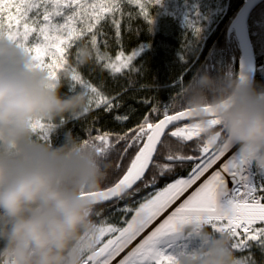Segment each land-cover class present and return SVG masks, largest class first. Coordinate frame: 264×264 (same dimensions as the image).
Returning a JSON list of instances; mask_svg holds the SVG:
<instances>
[{
  "label": "snow or ice",
  "instance_id": "6c2138e0",
  "mask_svg": "<svg viewBox=\"0 0 264 264\" xmlns=\"http://www.w3.org/2000/svg\"><path fill=\"white\" fill-rule=\"evenodd\" d=\"M159 3L160 0H0V39L6 38L20 48L31 66L45 71L61 94L85 92L88 97L82 111L58 121L45 119L34 124L33 133L40 142L52 144L53 135L67 123L94 109H103L116 123L127 124L130 116L118 111L127 88L121 86L119 91L106 93L103 82H92L81 68L98 67L108 72L113 81L136 74L134 60L138 51L126 54L121 48L113 57L103 29L109 25L119 45L122 21L139 16L150 23L149 5ZM126 6L139 11H126ZM183 92L181 88L174 97L178 106L153 105L132 127L120 131L96 128L95 135L88 129L86 138H76L90 146L102 162L115 155V168L122 172L114 180L106 177L100 189L92 193L94 216L101 219L96 221L97 233L92 237L97 240L96 247L84 257L83 264H180V257L198 246L191 233L186 239L177 236L188 223L228 235L239 264H258L251 252L254 246L264 254V169L257 168L240 147L226 155L234 144L221 130L210 105L205 106L209 125L217 131L214 139L207 138L183 104ZM140 102L151 101L145 98ZM65 134L71 137L70 130L63 133L64 137ZM189 144L192 147L186 152ZM124 161H128L127 165ZM185 163L190 165L185 177L135 201L142 191L139 184L144 189H155L158 177ZM149 169L153 170L150 178ZM130 199L135 201L133 206L128 204ZM105 204L110 208L107 216ZM113 213L120 214L124 226L110 222ZM128 214H132L130 220ZM150 225L152 228L141 237Z\"/></svg>",
  "mask_w": 264,
  "mask_h": 264
},
{
  "label": "clouds",
  "instance_id": "9594fccd",
  "mask_svg": "<svg viewBox=\"0 0 264 264\" xmlns=\"http://www.w3.org/2000/svg\"><path fill=\"white\" fill-rule=\"evenodd\" d=\"M87 104L85 92L61 94L20 48L0 39V264H83L94 251L92 193L102 186L110 164L68 134L62 143L49 145L33 133L39 120L63 119ZM211 111L225 136L264 169V90L230 79ZM193 117L214 139L217 130L203 106ZM181 229L198 246L181 256L180 264H239L228 235L196 223Z\"/></svg>",
  "mask_w": 264,
  "mask_h": 264
},
{
  "label": "trees",
  "instance_id": "16d2710c",
  "mask_svg": "<svg viewBox=\"0 0 264 264\" xmlns=\"http://www.w3.org/2000/svg\"><path fill=\"white\" fill-rule=\"evenodd\" d=\"M245 1L178 0L175 4L172 0H160L159 4L149 5L150 23L139 16L122 21L119 45L114 30L105 25L103 31L107 33L110 55L115 57L121 48L126 54L132 50L138 51L134 60L137 73L113 81L108 72H102L98 67H82L81 72L96 84L103 82L106 93L119 91L121 86L126 87L127 91L121 98L122 107L118 111L128 114L130 120L126 125H121L103 109H94L81 119L67 123L60 133L54 134L53 144L62 143L65 139L63 133L69 130L73 138H86L88 129H92L95 135L96 128L120 131L132 127L153 105L178 106L179 101L174 97L181 88H184L183 104L190 110L199 106L205 108L206 105L212 107L227 81L239 78L241 52L234 34L228 35V29ZM129 10L134 13L139 11L134 6H126V11ZM247 26L256 64L252 86L264 90V2L251 13ZM100 39L103 49V37ZM75 51L73 47L72 59L75 58ZM145 98L151 102L141 103ZM191 147L189 144L185 151L188 152ZM107 162L110 164L108 179L114 180L122 175L115 168L118 162L115 155ZM123 163L127 165L128 161ZM189 170V164H177L172 173L157 178L155 189H144L139 184L142 191L135 201L141 200L149 192L164 188L177 178L185 177ZM152 174L153 170L149 169L147 176L150 178ZM135 201L128 200L129 206H133ZM103 210L107 216L109 205H103ZM131 216L128 214L127 219L130 220ZM93 219L97 221L101 217L94 216ZM110 222L124 226L119 213H113ZM251 252L258 264L264 261V254L259 248L254 246Z\"/></svg>",
  "mask_w": 264,
  "mask_h": 264
},
{
  "label": "water",
  "instance_id": "95a60500",
  "mask_svg": "<svg viewBox=\"0 0 264 264\" xmlns=\"http://www.w3.org/2000/svg\"><path fill=\"white\" fill-rule=\"evenodd\" d=\"M263 2L264 0H246L243 6L241 7V9L239 10V12L237 13V15L235 16V18L233 19V21L231 22L229 29H228V35L234 34V37L236 41L238 42L240 52H241V58H240V63H239V79L241 80V77H243L242 81L248 82L251 85H252V82L255 76L256 64H255L253 50H252L250 37L248 33L247 22H248L249 16L254 11V9H256ZM203 109L204 111H206L205 108ZM195 111L196 109H192L191 114L193 115ZM231 153L232 152H230L227 155H230ZM151 228H152V225L146 231V233ZM122 255L123 253L121 254V256ZM119 258L120 257H118V259Z\"/></svg>",
  "mask_w": 264,
  "mask_h": 264
},
{
  "label": "rangeland",
  "instance_id": "374dc122",
  "mask_svg": "<svg viewBox=\"0 0 264 264\" xmlns=\"http://www.w3.org/2000/svg\"><path fill=\"white\" fill-rule=\"evenodd\" d=\"M172 2L175 3V4H177L178 0H172ZM237 147H238V146L235 145V147H234L230 152L235 151V150L237 149ZM230 152H229V153H230ZM229 153H227V154H229ZM227 154H226V155H227ZM157 219H159V218H157ZM154 223H155V221L153 222V224H154ZM150 227H151V225L149 226V228H150ZM149 228L145 229V232H144V233H141V237H142L143 235L146 234V231H147ZM209 230H211V229H209ZM181 235H183V236L185 237V239L187 238V233H186L185 231H183L182 229L180 230V233L177 234V236L179 237V236H181ZM141 237H138L137 240H139ZM134 243H136V242L134 241ZM117 259H118V258H117ZM113 264H115V263H113Z\"/></svg>",
  "mask_w": 264,
  "mask_h": 264
},
{
  "label": "crops",
  "instance_id": "0c3cea01",
  "mask_svg": "<svg viewBox=\"0 0 264 264\" xmlns=\"http://www.w3.org/2000/svg\"><path fill=\"white\" fill-rule=\"evenodd\" d=\"M234 147H235V145L233 146V148H234ZM233 148H232V149H233ZM232 149H230L229 152H230Z\"/></svg>",
  "mask_w": 264,
  "mask_h": 264
},
{
  "label": "bare ground",
  "instance_id": "6f19581e",
  "mask_svg": "<svg viewBox=\"0 0 264 264\" xmlns=\"http://www.w3.org/2000/svg\"><path fill=\"white\" fill-rule=\"evenodd\" d=\"M163 215V214H162ZM118 260V259H117ZM113 263H115V262H113Z\"/></svg>",
  "mask_w": 264,
  "mask_h": 264
}]
</instances>
